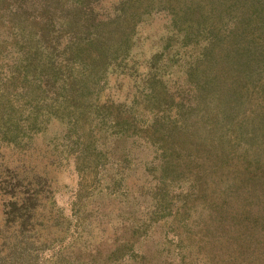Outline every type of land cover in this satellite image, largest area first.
Masks as SVG:
<instances>
[{
	"label": "trees",
	"instance_id": "trees-1",
	"mask_svg": "<svg viewBox=\"0 0 264 264\" xmlns=\"http://www.w3.org/2000/svg\"><path fill=\"white\" fill-rule=\"evenodd\" d=\"M101 1L0 0V29L21 52L14 70L53 89L60 109L81 118L91 108L84 76L124 63L131 11L144 2ZM168 10L186 25L184 43L202 35L200 53L172 84L161 68L148 73L147 122L114 116L112 123L126 124L154 154L147 164L156 173V216L194 212L212 264H264V0H171ZM25 222L18 219L19 233Z\"/></svg>",
	"mask_w": 264,
	"mask_h": 264
},
{
	"label": "rangeland",
	"instance_id": "rangeland-1",
	"mask_svg": "<svg viewBox=\"0 0 264 264\" xmlns=\"http://www.w3.org/2000/svg\"><path fill=\"white\" fill-rule=\"evenodd\" d=\"M166 1L134 4L127 59L100 78L84 76L91 106L84 118L60 109L53 89L14 70L21 52L0 29V264H212L194 212L156 216V173L147 164L154 154L126 124L112 123L114 116L147 122L148 73L161 68L172 84L200 53L202 35L184 43L186 25L173 19L171 0L157 7ZM148 2L157 6L146 9Z\"/></svg>",
	"mask_w": 264,
	"mask_h": 264
}]
</instances>
